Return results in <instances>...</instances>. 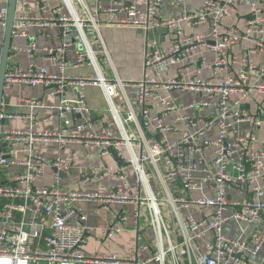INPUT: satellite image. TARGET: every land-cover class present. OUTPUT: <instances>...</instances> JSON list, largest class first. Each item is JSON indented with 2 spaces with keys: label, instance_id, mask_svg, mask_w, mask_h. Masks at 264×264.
I'll list each match as a JSON object with an SVG mask.
<instances>
[{
  "label": "built area",
  "instance_id": "obj_1",
  "mask_svg": "<svg viewBox=\"0 0 264 264\" xmlns=\"http://www.w3.org/2000/svg\"><path fill=\"white\" fill-rule=\"evenodd\" d=\"M166 6L175 13L164 17ZM243 7L244 29L227 25ZM8 8L9 0H0L3 28ZM104 27L146 31L149 74L128 81L114 67L111 77L102 72L93 43L108 57ZM52 29L59 30L60 43L40 51L54 58L57 69L33 60L27 68L14 66L7 71L6 88L43 87L57 100L49 118L58 117L66 132L4 126L2 172L11 165L24 170L8 182L1 173L0 264H251V258L264 255V145L256 147L254 136L264 117L245 105L254 92L264 99V64L253 57L264 52V0H199L197 6L188 0H17L12 36L28 44L12 46L16 52L37 53V37ZM160 29L171 37L166 47L154 35ZM256 36L233 68L237 59L231 48ZM72 46L74 66L89 67L88 73L70 72L66 58ZM88 87L102 90L111 115L98 130ZM19 105L34 115L49 108L31 97H21ZM7 113L6 119L16 116ZM38 142L55 143L64 152L47 157L35 150ZM75 142L114 158L104 173L119 176L122 184L106 191L63 187L62 173L76 159L67 147ZM48 169L52 182L41 186ZM81 202L114 212L100 229L106 241L133 233L123 254L85 251L89 227L77 223L87 219L77 213ZM231 223L238 235L228 231Z\"/></svg>",
  "mask_w": 264,
  "mask_h": 264
},
{
  "label": "crops",
  "instance_id": "obj_2",
  "mask_svg": "<svg viewBox=\"0 0 264 264\" xmlns=\"http://www.w3.org/2000/svg\"><path fill=\"white\" fill-rule=\"evenodd\" d=\"M108 1V0H107ZM190 6H197L199 0H188ZM164 17H167L171 13H175L170 7L166 6L164 8ZM244 7L239 9L237 13L231 19L225 20V23L229 26H238L240 29H244L246 20L243 18ZM201 29H206L202 27ZM154 35L158 37L161 41V45L166 47L171 42V37L167 33L166 29H160L154 32ZM146 31L143 28L137 27H104L102 28V37L105 41L106 50L108 53V63L110 66L116 70L118 76L123 80L137 81L149 74L150 70H145L144 68V46L146 39ZM261 37V36H260ZM5 38V28L0 26V57L3 50ZM258 37H251L249 39H244L237 45L231 48V53L237 59L233 68L237 69L240 65L241 57L246 54V51L253 47L255 41ZM61 41V36L58 29H52L45 35H40L37 37L38 51L30 55L25 51L16 52L15 49L11 47L10 63L13 66H19L22 68H27L31 60L44 64L48 66L51 71H55L57 66L54 62V58L50 56H45L41 53L40 49L44 45H57ZM28 44V40L23 38L13 39L12 46L25 47ZM95 48V47H94ZM73 46L68 52L66 58L67 63L70 66V72L73 75H79L83 73H88L89 67H75L74 66V54ZM98 54V58L106 56L104 54L101 45L97 42V47L95 48ZM107 57V56H106ZM129 57L131 59H129ZM255 61L259 64H264V52H258L253 54ZM211 59V55H209ZM101 66L102 72L106 76H113L114 72L108 66ZM204 75L206 77H211L210 73L205 70ZM129 96L133 104L136 103V91L134 88L128 89ZM86 94L88 101L91 105V120L93 124V129L98 130L101 128L108 120L111 119L108 106L102 90L98 87H88L86 88ZM188 99H193L194 95L187 93L185 95ZM21 97H31L35 98L41 102H44L49 108L38 110L35 112L30 111V108L26 106L19 105V99ZM117 100L121 103L122 98L120 95L117 96ZM181 100L187 101L181 96ZM57 100L52 98L47 90L43 87L36 86L32 87L25 83H14L9 88H6L3 105L6 108V112L15 113V117H10L7 119L6 128L9 129H28L33 126L37 130L44 128L54 127L63 128V132H66L62 125V121L55 117L50 119L49 115L52 114L50 107L55 106ZM246 107L260 116L264 117V99L258 93H252L251 98L245 103ZM156 110H160L161 106L156 105L154 107ZM33 114V117L30 114ZM81 120V119H78ZM242 133L248 134L249 128L247 124L241 125ZM255 145L256 147H262L264 145V125L257 128L254 132ZM68 149L75 153L76 159L74 166L62 173V186L66 188L83 189V190H102L106 191L122 184V179L117 175H107L104 173V169L114 162V158L102 157L95 145L85 147L79 142L71 144ZM35 150L41 152L47 157H55L58 154L64 152L62 148L55 143H45L38 142L35 145ZM24 167L21 165H11L9 168L2 172L3 182H8L11 176L16 172H21ZM82 172L87 175L84 177ZM52 182V170L48 169L44 175L38 181L41 186L49 185ZM77 213H84L87 217L86 221L77 220L78 224L87 225L88 230V243L85 246V251L89 254H95L100 252H117L123 254L127 246L133 241L134 235L131 231H127L114 240L106 241L99 235L100 229L107 224H109L114 218V212L108 211L103 208L96 206L93 203L81 202L76 206ZM228 231L232 234L238 235L240 230L237 225H228ZM251 264H264V255H260L255 258L250 259Z\"/></svg>",
  "mask_w": 264,
  "mask_h": 264
},
{
  "label": "water",
  "instance_id": "obj_3",
  "mask_svg": "<svg viewBox=\"0 0 264 264\" xmlns=\"http://www.w3.org/2000/svg\"><path fill=\"white\" fill-rule=\"evenodd\" d=\"M16 5L17 0H9V8H8V17L7 23L5 27V38L3 44V50L1 54V68H0V159L1 157L4 158L5 155H1V151L3 147L8 145L7 142H3L2 130L7 123L6 117L4 114L6 112V108L3 105L5 90H6V74L9 68H13L14 66L10 63V56H11V47L13 42L12 30L15 21V14H16ZM12 114V113H7ZM1 173L2 169L0 166V182H1Z\"/></svg>",
  "mask_w": 264,
  "mask_h": 264
},
{
  "label": "rangeland",
  "instance_id": "obj_4",
  "mask_svg": "<svg viewBox=\"0 0 264 264\" xmlns=\"http://www.w3.org/2000/svg\"><path fill=\"white\" fill-rule=\"evenodd\" d=\"M93 45L96 48L97 42H94ZM129 59H131V58L129 57ZM99 62L101 64V66L103 65L104 67L107 66V64H109L108 66L111 69V72L113 73L112 67L110 66V63H108V57L104 56L102 58H99ZM145 223L148 224V218L146 219Z\"/></svg>",
  "mask_w": 264,
  "mask_h": 264
}]
</instances>
